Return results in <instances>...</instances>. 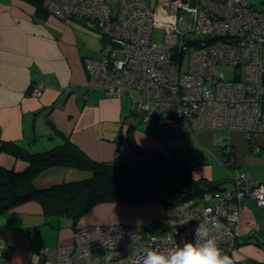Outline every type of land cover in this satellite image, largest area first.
<instances>
[{
    "label": "built area",
    "instance_id": "2783aa9c",
    "mask_svg": "<svg viewBox=\"0 0 264 264\" xmlns=\"http://www.w3.org/2000/svg\"><path fill=\"white\" fill-rule=\"evenodd\" d=\"M43 5L57 18L78 17L97 26L110 49L100 58H85L89 87L129 96L140 121L168 124L177 133L243 131L248 140L264 133V1L261 9L250 0H43ZM223 66L233 77L225 78ZM43 85L34 82L30 93L40 95ZM251 149L259 152L256 145ZM232 182V188L168 203L166 227L159 233L143 224H88L68 241L45 246L38 264H142L148 248L167 252L194 239L201 221L214 228L211 234L226 255L236 247L243 199L264 208V180L236 172Z\"/></svg>",
    "mask_w": 264,
    "mask_h": 264
},
{
    "label": "crops",
    "instance_id": "0c3cea01",
    "mask_svg": "<svg viewBox=\"0 0 264 264\" xmlns=\"http://www.w3.org/2000/svg\"><path fill=\"white\" fill-rule=\"evenodd\" d=\"M109 1L116 3V0ZM160 1L153 0V2ZM36 9L31 0H0V141L17 140L33 150L48 148L61 142V137L55 133L56 128H59L90 157L97 160L124 162L139 156L128 133V126L134 124V136L139 146L158 152L169 160L171 153H167L169 150L165 144L175 131L168 124L160 126L131 119L126 129L125 121H122L117 131L113 127L95 129L87 124L92 113L88 102L91 93L97 100L96 108H103L105 113L109 110L115 114L114 118L103 113L105 119L114 118L117 122L125 103L131 105L133 103L129 96L102 101L101 97L99 99L97 96L104 92L89 87L85 58H100L109 51L110 47L107 50L103 46L97 54L92 49L95 48L93 40H90L92 44L90 45L86 35L90 36L92 32L104 43L108 42L103 39L100 30L91 21L78 17L58 19L46 8L47 11ZM34 82L44 84L40 95L30 93V86ZM126 99L128 102H124ZM94 112H97L98 116H96L97 121L91 116L93 122L100 124V112L98 110ZM129 115L137 116L134 113ZM129 115L127 114L126 117ZM139 123L147 126L141 127ZM165 128L171 130L165 131ZM107 129L110 132L108 136L105 135L108 133ZM215 130L196 133L212 153L206 157V160L216 157L223 162V142L233 148L234 166L229 167L232 170L250 160V154H254V164H259L258 160L261 156L264 159V133L256 134L252 140H248L243 131H229L226 138L221 141L214 139ZM176 139L179 140V137ZM121 143L125 145V151L119 150ZM253 145L259 148V152L251 149ZM170 159H173L169 161L175 167L186 166L175 154ZM0 162L18 169L25 166L23 160H17L5 153L0 156ZM207 162L202 167L195 163L192 167V177L194 179L205 177L219 182L222 188H232L233 186L228 187L225 184L226 180L215 181L212 178ZM55 169L58 168L43 171L37 181L45 185L65 176L62 173L60 178H57L53 172ZM60 169L72 172L67 177L80 178L89 174V171L79 169ZM49 170L51 173L46 174ZM172 198L173 201L177 199L175 195ZM254 203L256 202L250 197H245L242 201L237 223L239 236L252 235L264 230L260 227L261 219L255 214ZM53 221H55L53 217L46 215L37 201H28L12 211L0 213V250L3 254L0 264H5V261L7 264H38L44 246L68 241L72 235L63 241L48 239L39 245L41 249H37L35 245L45 232L51 234L52 229L56 228L59 233V227L55 226L56 223L54 224ZM226 255L232 257L233 264H238L247 258L264 262V250L249 243L241 244L239 247L236 244L235 249Z\"/></svg>",
    "mask_w": 264,
    "mask_h": 264
},
{
    "label": "trees",
    "instance_id": "16d2710c",
    "mask_svg": "<svg viewBox=\"0 0 264 264\" xmlns=\"http://www.w3.org/2000/svg\"><path fill=\"white\" fill-rule=\"evenodd\" d=\"M31 2L37 11L46 10L43 0ZM133 110L130 108L128 115ZM134 128V124H130L128 133L139 156L124 162L90 157L59 128H56L55 133L61 137V142L48 148L33 150L17 140L0 141V156L5 153L25 162V166L19 169L0 162V213L12 211L28 201H37L46 215L53 217V220H65L76 229L81 216L99 202L133 204L156 200L168 204L175 201L172 200L174 195L178 201L201 196L206 189L221 188L219 182L205 177L194 179L192 167H175L162 154L139 146ZM222 152L223 163L233 168V148L223 142ZM59 166L89 171V174L80 178L64 176L45 185L37 181L43 171ZM166 178L168 181L164 180ZM53 222L60 227L57 222ZM236 243L238 246L249 243L264 250V230L252 235L242 234L237 237ZM238 264L264 262L247 258Z\"/></svg>",
    "mask_w": 264,
    "mask_h": 264
},
{
    "label": "rangeland",
    "instance_id": "374dc122",
    "mask_svg": "<svg viewBox=\"0 0 264 264\" xmlns=\"http://www.w3.org/2000/svg\"><path fill=\"white\" fill-rule=\"evenodd\" d=\"M160 1V0H159ZM163 1V0H162ZM251 3L258 9L263 8V1L264 0H250ZM51 13L50 11H48ZM61 19V18H58ZM86 33H89V31H86ZM87 36L88 43H90V40H93L92 43L95 44V48H92L95 53L99 54V50L105 47V49H109L110 44L109 43H104L98 35L90 32V36ZM160 36H162V32L155 30L154 31V37L157 39H161ZM222 71L225 74V78H231L233 77V71L230 68H227V66L222 67ZM101 92V91H100ZM98 98L101 97L102 101H105L107 99H120V97H108L105 96L102 92ZM100 99V98H99ZM96 98L93 96L91 93L88 102L90 103V108L92 109V113L90 117L88 118L87 124L92 125L95 127V129H103V128H109L113 127L115 131L119 129V127L122 124V121H125V129L128 126V123L131 119L138 121V116H127L128 112H130V106L131 104L125 103V107L122 108L121 110V116L119 121L117 122L115 118V114L113 112H110L109 110H106V113L103 111V108H96ZM124 102H128L127 99ZM95 108V109H94ZM94 110H98L100 112V118L101 120L99 121L100 124H96L93 122V118L91 116L95 117L98 116V113L94 112ZM103 113L107 116L114 117V118H109L107 117L105 119ZM111 120L112 122H110ZM141 127H146L144 123H139ZM152 126V125H151ZM161 126V125H160ZM171 129L165 128V131H168ZM108 133L105 134L108 136L110 134L109 130L107 129ZM229 134L228 130L224 129H216L213 132L214 139H225L226 136ZM165 137V135H164ZM173 137V138H172ZM168 142L165 144V147L169 150L167 152L168 154L171 153L172 155L175 154L179 161L185 164L188 167H193V165L196 163L198 166L200 165L201 167L203 164H205L207 161L209 165V173L212 175V178L216 180H226L225 184L228 185V187L233 186L232 178L234 176V173L238 172L240 174H244L245 172L249 173V175L253 179H258V180H263L264 179V159L263 156H261V159L258 160V163L254 164V159L253 156L254 154H250V160L248 159L245 164H242L241 166L235 167L234 170L231 168L227 167L224 165V163L214 157L213 159L206 160V157L208 155H211L210 149L199 139V136L196 135L195 132H185V133H173L172 136ZM176 137H179V140L176 139ZM119 150L125 151V145L123 143L120 144ZM169 154V160L173 161V159H170L172 155ZM58 169H55L53 172L57 175V178H60V175L63 173L65 176L71 174L72 172L69 171H61L60 168H65L63 166L56 167ZM51 173V171H47L46 174ZM175 176L178 174H174ZM62 179V178H61ZM168 181V179H164ZM255 202V200L253 199ZM167 203L159 202L156 200L153 201H147L143 203H136V204H131V203H126V202H102L99 203L97 207L93 206L91 207L86 213H84L81 218L79 219L78 223L76 226L82 227L85 225H88L89 223L92 224H112V223H127L129 225H134V224H140L142 223L147 227L149 231L152 233H159L161 232L167 223L166 219V214H165V206ZM254 203V211L255 214L261 219L260 223L262 225L260 226L261 229L264 228V208L263 207H258ZM124 219V220H122ZM141 221V222H140ZM57 224H59V233L56 231V228L50 227L53 232L51 234L49 233H44L43 236H38L39 237V242L36 243L37 249H41L39 245L42 243L48 241V239H54L55 241H63L69 238L71 235H73L75 231V227H72L69 223H66V221H59L58 219L55 220ZM100 222H109V223H100ZM257 223V222H256ZM259 223V222H258ZM257 223V224H258ZM54 244V243H53ZM237 244V243H236ZM239 247V246H238ZM2 252V251H1ZM3 255V254H2ZM0 254V258L2 257ZM232 258V257H231Z\"/></svg>",
    "mask_w": 264,
    "mask_h": 264
},
{
    "label": "clouds",
    "instance_id": "9594fccd",
    "mask_svg": "<svg viewBox=\"0 0 264 264\" xmlns=\"http://www.w3.org/2000/svg\"><path fill=\"white\" fill-rule=\"evenodd\" d=\"M212 230L207 222L201 221L195 229L194 239L167 252L148 248L142 257V264H233L228 255H222Z\"/></svg>",
    "mask_w": 264,
    "mask_h": 264
}]
</instances>
